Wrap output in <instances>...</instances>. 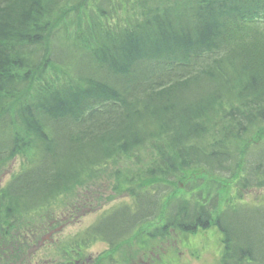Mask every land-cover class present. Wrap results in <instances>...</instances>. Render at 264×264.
Wrapping results in <instances>:
<instances>
[{
    "label": "trees",
    "instance_id": "1",
    "mask_svg": "<svg viewBox=\"0 0 264 264\" xmlns=\"http://www.w3.org/2000/svg\"><path fill=\"white\" fill-rule=\"evenodd\" d=\"M171 1L119 24L115 0H92L71 36L51 19L89 0H0V166L37 157L24 158L25 170L0 189L12 227L146 147L173 162L148 170L142 181L151 182L102 217L99 235L127 238L157 220L164 230L207 229L218 195L204 199L189 185L178 192L176 166L236 179L241 191L264 189V137L253 135L264 124V0ZM52 66L73 78L54 82ZM29 89L35 94L20 102ZM227 206L216 220L221 264H264V205ZM44 227H24L21 249L10 251L24 253Z\"/></svg>",
    "mask_w": 264,
    "mask_h": 264
},
{
    "label": "rangeland",
    "instance_id": "2",
    "mask_svg": "<svg viewBox=\"0 0 264 264\" xmlns=\"http://www.w3.org/2000/svg\"><path fill=\"white\" fill-rule=\"evenodd\" d=\"M115 1L112 21L119 24H125L139 18L144 12H155L172 3L171 0ZM91 5L92 0H89L88 8L85 9L63 8L53 16L51 22L56 28L64 26L71 36H76L88 22L85 11L92 12L89 9ZM48 71V77L51 80L55 78L54 82H69L72 79L68 73L70 71L64 67L52 66ZM34 94V89L24 91L19 95V101L23 102ZM16 102L15 100L13 104ZM259 134L264 137V124L257 126L253 131L254 136ZM164 154L165 156H162L155 149L146 147L139 149L134 154L122 156L99 171L88 174L78 186L56 201L58 205L50 207L48 210L29 213L20 218L18 227L15 228L7 222L5 214L7 204L0 201V250L5 249L11 253L8 255L9 258H1L0 262L4 259V264H21L23 262L21 253H13L10 250L21 249L19 236L24 234L22 231L26 225L34 229L44 225L40 239L35 243L36 246L30 248L32 259L25 256L23 264H69V260H72L68 259L64 247L78 244V239L83 240L84 237H87L83 229L93 223L96 226L99 225L101 218L108 213L132 205V195L141 190L145 183L151 182L142 181L146 172L153 167L160 166L163 160L170 158V161L173 162L171 154L167 152ZM24 158L35 161L37 157L33 152H30L26 156L19 155L0 166V189L25 170ZM30 167L32 165H29ZM176 167L177 172L173 176V181L178 186V192L189 185L196 186L195 190L202 192L204 199L211 200L213 196L218 195V211L214 213V221L208 229L198 230L193 234L178 229L168 230L167 238H164L165 234L155 231L159 228L158 226H162V220L151 222L137 230L133 237L124 242L123 250H121L123 264H136L141 259H148L144 256L142 249H152L158 246H162L160 251L166 255L162 264H219L224 255L222 234L216 224L219 214L230 209L227 206L228 203L239 204L245 208L264 205L263 188L241 191L236 179L227 180L196 169L184 172L178 166ZM155 179L160 184L170 183L167 178L156 177ZM23 201L27 208V200ZM76 208H81V211ZM8 228H11L10 231H4ZM240 231L243 232V228ZM162 238L164 239L160 240ZM92 239L94 243H97L92 247L95 257L102 253L100 244L103 241L94 236ZM80 262L83 263L84 259ZM150 264H160V261Z\"/></svg>",
    "mask_w": 264,
    "mask_h": 264
},
{
    "label": "flooded vegetation",
    "instance_id": "3",
    "mask_svg": "<svg viewBox=\"0 0 264 264\" xmlns=\"http://www.w3.org/2000/svg\"><path fill=\"white\" fill-rule=\"evenodd\" d=\"M122 246H114L112 249L109 248L108 246H105V248H102V253L100 255L97 256H93L92 252H89L86 255L85 258V264H123V261L121 260V250H122ZM153 249V248H152ZM112 250L111 253H107L105 256H103L101 259H99V257L101 255L105 254V251H110ZM144 254V253H143ZM155 249L154 250H150L148 253H145L144 256H149L150 255V259H152V256L155 255ZM163 254V252H162ZM161 256V255H158ZM151 260H140L139 262H137L136 264H150ZM74 264H77V261L74 262Z\"/></svg>",
    "mask_w": 264,
    "mask_h": 264
},
{
    "label": "bare ground",
    "instance_id": "4",
    "mask_svg": "<svg viewBox=\"0 0 264 264\" xmlns=\"http://www.w3.org/2000/svg\"><path fill=\"white\" fill-rule=\"evenodd\" d=\"M85 49H86V51H89L90 48H85ZM66 70H68V69H66ZM68 73L70 74V77L73 78L71 73L70 72H68ZM155 262H157V261H153V263H155Z\"/></svg>",
    "mask_w": 264,
    "mask_h": 264
}]
</instances>
